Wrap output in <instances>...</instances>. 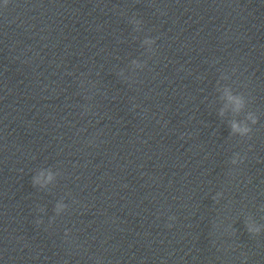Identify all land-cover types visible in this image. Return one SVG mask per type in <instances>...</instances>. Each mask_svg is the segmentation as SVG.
<instances>
[{"label": "clouds", "instance_id": "1", "mask_svg": "<svg viewBox=\"0 0 264 264\" xmlns=\"http://www.w3.org/2000/svg\"><path fill=\"white\" fill-rule=\"evenodd\" d=\"M8 0H5V5H7ZM136 23L138 25L141 24V21L136 20ZM146 43H154L155 40L150 38L145 40ZM228 100L233 101L235 103V110L239 112L241 109L244 108V98L240 95L233 96L231 94L228 95ZM223 114V113H221ZM246 119L251 120V124L255 125L258 121V117L253 115L252 113H249L246 117ZM252 132V128L248 124H243V123H237L236 121L231 122L230 124V134L231 135H240L241 137L249 136L250 133ZM243 158L239 156V154H235L234 157L231 160V163L236 164L238 161L242 162ZM56 173H53L50 169L47 170V174L45 175V170H41L38 175H35L32 178V184L33 186L36 185H41L44 186V184L51 183L53 180L56 179ZM43 181V183H42ZM214 200H216V197H213ZM66 207L63 204H57L55 207V212L59 214V212ZM170 219H175V217H170ZM37 225L42 224V220H37L36 221ZM51 223V220H50ZM171 227V225H169ZM247 231L251 234H259L261 231L260 226L253 227L251 225L246 224L245 225Z\"/></svg>", "mask_w": 264, "mask_h": 264}]
</instances>
